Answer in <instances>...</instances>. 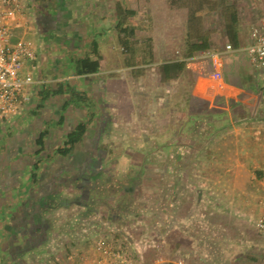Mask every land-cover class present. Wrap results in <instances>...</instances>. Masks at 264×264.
Listing matches in <instances>:
<instances>
[{"label":"crops","instance_id":"crops-1","mask_svg":"<svg viewBox=\"0 0 264 264\" xmlns=\"http://www.w3.org/2000/svg\"><path fill=\"white\" fill-rule=\"evenodd\" d=\"M190 1L169 2L183 22L177 49L166 48L175 34L159 29L151 0H23L13 35L36 59L23 71L33 77L28 100L0 121V264H67L96 236L121 240L139 262L148 240L137 234L149 232L158 250L171 232L188 237L208 204L234 205L249 186L264 196V70L246 54L264 0ZM192 11L208 50L234 38L226 97L204 94L211 64L189 56L199 38ZM92 63L96 71L80 74ZM196 233L188 252L200 264L234 263L219 240L207 243L205 223Z\"/></svg>","mask_w":264,"mask_h":264},{"label":"built area","instance_id":"built-area-1","mask_svg":"<svg viewBox=\"0 0 264 264\" xmlns=\"http://www.w3.org/2000/svg\"><path fill=\"white\" fill-rule=\"evenodd\" d=\"M23 0H0V121L15 117L28 100L27 90L33 83L30 74L23 73L30 61L36 59V51L22 38H15L13 30L20 28L25 20ZM233 51L231 44L220 50L201 51L197 58L210 62L211 82L204 94L208 98L226 97L229 85L222 74L224 59ZM250 66L264 70V10L259 23L250 31V44L246 48ZM255 227L264 236V210L255 222ZM67 264H140L127 247L116 237L96 236L88 250L70 252Z\"/></svg>","mask_w":264,"mask_h":264},{"label":"rangeland","instance_id":"rangeland-1","mask_svg":"<svg viewBox=\"0 0 264 264\" xmlns=\"http://www.w3.org/2000/svg\"><path fill=\"white\" fill-rule=\"evenodd\" d=\"M177 0H151L150 15L156 20L160 18L159 29L166 28L170 31V35L174 33L175 35L168 36V43L165 44L166 48H180L179 44H176L177 38L180 36L182 31L181 27L183 26V22L181 20L174 21L173 13L170 15L168 13L169 10V2ZM189 2V0H188ZM197 0H191V7H195ZM173 3V2H172ZM187 3V1H186ZM185 3V4H186ZM197 7V6H196ZM206 7H211L210 3L206 4ZM181 14V13H180ZM186 17V13L184 14ZM172 18L171 23L169 24ZM166 30V31H167ZM166 37H163L165 39ZM165 42V41H163ZM230 44V43H229ZM226 45V44H225ZM224 45V46H225ZM216 48H220L217 45L213 46ZM231 79H234V74H232ZM192 147L195 146V142L191 143ZM214 163V159L212 160ZM261 177V174L258 175V178ZM251 194L249 197L237 200L234 205L229 203H224L222 199L218 200L217 203H211L206 206L205 212V221L198 225V220H192L189 224L188 237L185 239L179 237L177 233H170L165 235L161 240L162 244L156 249V247L150 246V236L149 232L147 237H140L138 234L134 238L136 241L140 242L142 240H148V245L146 246L145 251L143 252L142 260H139L140 264H200L197 261V257H199L198 252H188L190 242L193 239H201L199 234L196 233L200 228H204V223L206 224V229L208 230V234H206V241L209 244L210 242H214L215 239L219 244H214V246L219 247L217 251H222L227 253L228 255H234V263H230L229 261L225 262V264H264V245L260 242L264 241L263 236H261L256 227L255 222L260 216V214L264 210V196L260 195V193L255 192L251 186H249ZM149 191V189H148ZM254 192L256 194H254ZM149 193V192H147ZM221 196L227 197L230 196L229 191H222ZM149 200V197L145 199V201ZM229 202V200H228ZM150 206V202L146 205ZM140 207V206H139ZM135 207L137 209L136 214L138 216L142 215L143 212L140 213L141 207ZM143 207V206H142ZM142 209H145L144 207ZM197 209V208H196ZM233 209V210H232ZM150 211H148L149 213ZM147 213V214H148ZM192 214H194L192 212ZM196 214V213H195ZM144 215H146L144 213ZM150 214H148L149 216ZM146 225V223L144 224ZM200 227V228H199ZM191 228V230H190ZM223 230L224 235L222 238H217L214 234V230ZM229 232L228 234H226ZM194 234L196 237H193ZM191 235V236H190ZM219 236V235H218ZM128 237V235L126 236ZM134 241V240H133ZM185 247H184V246ZM263 245V246H261ZM209 248V247H208ZM175 249V250H174ZM209 264V263H207ZM224 264V263H223Z\"/></svg>","mask_w":264,"mask_h":264},{"label":"trees","instance_id":"trees-1","mask_svg":"<svg viewBox=\"0 0 264 264\" xmlns=\"http://www.w3.org/2000/svg\"><path fill=\"white\" fill-rule=\"evenodd\" d=\"M211 9H212L211 7H207L206 11L208 12ZM190 19H191V23H192L191 26L196 25V22L198 21V17L196 16V11H192V13L190 15ZM196 27H197V25L194 26V28L193 27L190 28L191 35L194 34L195 37H199V38L197 39V42L195 44L190 45L189 56L194 55V53H196V52L208 50L211 47V45L209 44V41H208V33L209 32H206L207 34L204 35V33L202 31L199 32L198 28H196ZM228 33H229V30H228ZM230 43L234 47V38H230ZM88 64H90L89 61L81 62L82 66H87ZM91 66L92 67H88V68L85 67V69L80 70V74L91 73V72L96 71V69L98 68L96 63H92ZM82 132H83V127H80L79 133L77 134V136H79ZM76 140L77 139H75V137L74 138L70 137L68 143L70 145H72Z\"/></svg>","mask_w":264,"mask_h":264}]
</instances>
